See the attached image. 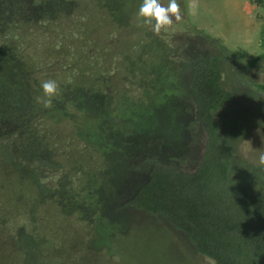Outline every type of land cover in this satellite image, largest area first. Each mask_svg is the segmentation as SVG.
Returning a JSON list of instances; mask_svg holds the SVG:
<instances>
[{
  "label": "trees",
  "instance_id": "16d2710c",
  "mask_svg": "<svg viewBox=\"0 0 264 264\" xmlns=\"http://www.w3.org/2000/svg\"><path fill=\"white\" fill-rule=\"evenodd\" d=\"M50 1L30 0L37 14L27 20L14 4L6 23L0 17V135L14 133L13 148L23 144L16 159L26 166L36 160L43 178L45 167L62 170L50 196L101 226L95 243L101 250L123 257L133 249L129 263L143 264L146 249L143 241L125 240L139 235L119 216L125 207L160 216L193 253L214 264H264V172L239 157L244 135H223L218 115L235 97L224 82L231 64L241 75L235 82L264 89L253 82L252 65L236 63L243 52L196 25L157 33L141 23L142 37L120 50L112 68L115 55L103 51V31L98 42L86 39L85 16L76 17L83 11L75 14L71 1L61 0L70 11L58 12ZM21 34L27 45L17 41ZM70 40L76 49L68 50ZM50 78L58 92L45 105L40 85ZM5 124L14 126L7 136ZM52 124L92 160L87 178L83 167L69 176L64 164L49 163L64 144L48 131ZM176 139L182 150L174 149Z\"/></svg>",
  "mask_w": 264,
  "mask_h": 264
},
{
  "label": "rangeland",
  "instance_id": "374dc122",
  "mask_svg": "<svg viewBox=\"0 0 264 264\" xmlns=\"http://www.w3.org/2000/svg\"><path fill=\"white\" fill-rule=\"evenodd\" d=\"M29 1L0 0V17L4 19L3 22H7L8 10L12 4L14 12L25 20L37 14V9L32 5L28 7ZM70 1L75 14L83 11V14L76 17L81 20L82 16H85L83 29L86 39L98 42L97 34L101 35L100 31H103V42L106 44L103 51L115 55L110 67L114 68L121 58L120 50L129 51L128 47L142 37L139 33L143 28L137 26L143 21L136 15L142 0ZM50 3L53 8H58V12L70 11L68 5L60 6L63 3L61 0H51ZM161 3L166 5L167 0H161ZM178 3L181 7L182 20L178 22L173 20L171 25L162 30L175 33L183 32L189 25L200 27L214 37L223 39L233 51H242V56L236 63L245 68L247 64L252 65L248 69L253 72V82L264 83V2L178 0ZM114 19L120 20L121 23H116ZM60 22L64 25L62 20ZM113 22L120 25L119 30H116ZM146 27L152 30L151 26ZM20 28L22 30L23 26ZM17 41L24 45L28 44V40L22 37V34ZM69 43L73 42L70 40L67 44ZM77 47L78 44L73 43V46H68V50ZM132 49L133 47L130 48L131 51ZM47 52L48 49L41 51V55ZM255 58L254 65L250 64ZM238 69V66L231 64L224 74L225 85L232 89L235 97L219 109V121L223 124L221 133L223 135L235 133L239 137L244 135L236 153L247 163H251L252 169L258 165L264 172V164L259 161V156L264 154V89L252 84L239 85L235 82L233 77ZM114 71L115 69H111L109 73L113 74ZM237 75L241 76L239 73ZM239 78L237 77L238 81ZM87 82H91V77ZM13 127L10 124L3 125L2 134L7 136L12 133ZM60 128L52 124L48 129L64 141V144H60L61 154L58 152L56 157H48L49 163L64 164L69 176L76 169L83 167L84 176L87 178L92 160L83 159L81 154L83 148L74 145L76 142L67 145L65 138L69 132ZM49 132L46 135H51ZM14 138H16L14 133L7 137L0 135V264H139L137 261L134 263L126 261L133 256L128 254L133 249L125 251L123 258L116 254L117 252L109 254L103 245L102 250L95 245L96 233L101 226L84 221L78 212L71 208L69 210L58 199L50 196L62 170L53 172L45 167L43 178L36 160L26 166L21 163L22 159H16V154H19L17 151L23 144L13 148L14 145L10 142ZM30 146L35 149L39 144L35 142ZM173 147L182 150V141L176 139ZM31 153L26 152L29 158ZM41 178L48 185L41 181ZM251 183L254 184L252 181ZM119 216L126 217L129 229L139 234L124 239L132 240L136 244L143 241L146 249L143 264H214L212 259L193 253L165 221L156 218L160 216L151 217L131 207H125ZM121 218L118 219L120 224ZM113 249L115 250L116 246Z\"/></svg>",
  "mask_w": 264,
  "mask_h": 264
},
{
  "label": "clouds",
  "instance_id": "9594fccd",
  "mask_svg": "<svg viewBox=\"0 0 264 264\" xmlns=\"http://www.w3.org/2000/svg\"><path fill=\"white\" fill-rule=\"evenodd\" d=\"M136 15L142 19L143 23L151 26L154 32L159 33L162 28L169 26L175 21L182 20L181 7L178 0H167V4L161 3V0H142ZM43 97L48 99L43 100L47 105L51 101V97L57 94L58 84L55 79H47L41 82L40 85ZM40 100V97H37ZM259 161L264 164V154L259 156Z\"/></svg>",
  "mask_w": 264,
  "mask_h": 264
}]
</instances>
